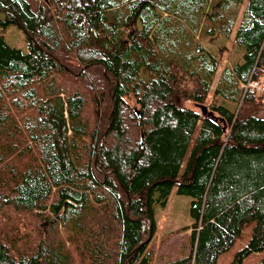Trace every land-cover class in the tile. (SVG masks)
I'll return each mask as SVG.
<instances>
[{
  "label": "trees",
  "instance_id": "trees-1",
  "mask_svg": "<svg viewBox=\"0 0 264 264\" xmlns=\"http://www.w3.org/2000/svg\"><path fill=\"white\" fill-rule=\"evenodd\" d=\"M244 2L0 0V264H153L174 190L190 250L157 264H217L252 221L230 264H264L244 263L264 252V0ZM239 18L212 89L221 54L175 25L230 37Z\"/></svg>",
  "mask_w": 264,
  "mask_h": 264
},
{
  "label": "rangeland",
  "instance_id": "rangeland-1",
  "mask_svg": "<svg viewBox=\"0 0 264 264\" xmlns=\"http://www.w3.org/2000/svg\"><path fill=\"white\" fill-rule=\"evenodd\" d=\"M247 1L248 0H245L244 2V8ZM0 16H3V14H0ZM240 18L230 37H226L218 32L211 34L206 32L205 29H202L194 35V37L190 36L188 38L189 34L184 30L180 31L178 25H175L176 36H178L179 33V37L184 34L185 37L187 36L186 40L190 41V44L193 45L196 40H199L207 49L221 54L220 68L215 76L212 89L218 81L221 70L242 59L243 49L234 41V35L238 28ZM5 34L6 40L10 45L25 48V33L22 29L10 26L5 30ZM215 99L218 103L227 106L233 111H236L240 105L238 102L227 100L221 96L217 98L210 97L209 102ZM130 103L136 105L132 98L130 99ZM190 199L191 197L189 196L178 195L174 190L170 194L164 207L157 206L155 214L156 233L149 244V248L154 256L153 264L163 262L170 257H177L190 250L191 228L189 227L193 223V220L189 215ZM254 224L255 222L252 221L245 225L241 237L237 239L235 245L230 250L223 253L218 258L217 264H230L235 257L236 252L245 247L249 242ZM47 225L48 223L44 222V229H46ZM184 227H186V229H183ZM263 256L264 252L253 253L244 259V263L255 262Z\"/></svg>",
  "mask_w": 264,
  "mask_h": 264
},
{
  "label": "built area",
  "instance_id": "built-area-1",
  "mask_svg": "<svg viewBox=\"0 0 264 264\" xmlns=\"http://www.w3.org/2000/svg\"><path fill=\"white\" fill-rule=\"evenodd\" d=\"M248 86H253L257 88V90L264 92L263 81H251L248 83Z\"/></svg>",
  "mask_w": 264,
  "mask_h": 264
},
{
  "label": "water",
  "instance_id": "water-1",
  "mask_svg": "<svg viewBox=\"0 0 264 264\" xmlns=\"http://www.w3.org/2000/svg\"><path fill=\"white\" fill-rule=\"evenodd\" d=\"M200 108H201L202 113L204 115H209V116H213V117L215 116L213 111H209L208 106L202 104V105H200Z\"/></svg>",
  "mask_w": 264,
  "mask_h": 264
}]
</instances>
